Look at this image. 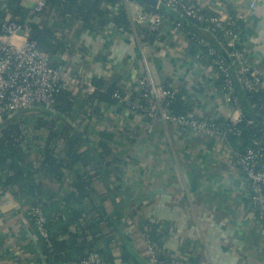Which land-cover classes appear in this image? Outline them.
Listing matches in <instances>:
<instances>
[{
    "label": "crops",
    "instance_id": "crops-1",
    "mask_svg": "<svg viewBox=\"0 0 264 264\" xmlns=\"http://www.w3.org/2000/svg\"><path fill=\"white\" fill-rule=\"evenodd\" d=\"M36 1H21L31 9L24 22L35 20L51 27L66 42L63 52L49 55L54 64L93 84L113 83L128 99L138 96L142 63L136 42L146 38L149 26L131 20L126 0L104 2L109 20L101 29L86 28L80 20L66 24L55 16L36 15L40 11L34 8ZM252 1L192 0L207 13L233 17L242 24L235 44L244 49L247 62L260 70L264 89V0L250 8ZM120 10L127 15L125 27L114 21ZM178 16L172 12L164 17L157 27L160 37L147 39L144 47L156 81L180 93L191 114L220 118L226 106L215 87L217 75L199 51H190L189 30L174 24ZM9 18L11 14L6 13L5 19ZM186 26L198 30L193 21L186 20ZM25 39L26 33L16 41ZM70 92L75 108L73 119L66 121L78 125L87 146L101 153L98 169L81 163L77 168L90 173L94 187L83 206L98 231L90 227L83 232L87 239H94L105 264H156L140 227L143 221L166 227L163 252L180 264H264V220L254 218L248 206L250 182L234 158L239 140L165 124L120 103H89L81 86L71 87ZM101 132L111 138H102ZM57 146H63L62 140ZM72 177L66 172L62 182L36 180L49 194L43 197L55 213L73 190ZM14 191L5 185L0 171V264H50L43 239ZM76 230L75 224L69 226V231Z\"/></svg>",
    "mask_w": 264,
    "mask_h": 264
},
{
    "label": "trees",
    "instance_id": "trees-1",
    "mask_svg": "<svg viewBox=\"0 0 264 264\" xmlns=\"http://www.w3.org/2000/svg\"><path fill=\"white\" fill-rule=\"evenodd\" d=\"M0 1H2V3L0 2V32L6 13H10L12 19L24 22L31 10L22 5V0ZM108 1L116 0H45V6L36 15L55 16L63 22H67L66 24L80 20L86 28L101 29L109 20V11L103 6L104 2ZM139 2L144 5L145 12L148 14L159 13L166 17L174 12L164 6L157 8L146 0H139ZM201 11L204 14H211ZM186 20L193 21L179 16L176 21L181 22L183 28L186 27L189 30L188 35L192 37L189 39L190 51L193 54L199 51L205 61L210 63L211 57L208 55L207 48L198 42V38L201 37L208 40L222 56L224 55L225 61L232 69H230V73L234 79V86L244 114L253 118L258 127H264V124L252 114V112H256L264 117L259 110V106L264 103V89L258 87L251 92L243 90L240 83L235 81L233 74L235 65L232 63V59L225 56L226 46L221 42V34L210 32L206 22L193 21L198 30L189 29L186 26ZM114 21L124 27L128 25L127 15L123 10L119 11ZM241 26L242 24L237 20L233 27L234 31L238 33ZM26 30L27 39L34 41L38 48L48 55H55L66 49L63 37L58 36L51 27L40 26L35 20H31L26 23ZM146 35L148 40L155 39L150 31H147ZM216 74L215 87L219 93H224V76L219 72ZM94 85L96 88L93 93L84 92L86 94L85 101L125 105L119 101V98L125 96V93L115 84L98 82ZM115 93L117 96L114 95ZM179 96L180 93L175 94L169 108L174 113L191 114L190 108L181 102ZM74 108L71 92L65 90L57 95L56 101L50 109L36 106L14 114L4 113L0 122V171L4 174L5 185L15 188L14 196L26 210V215L31 223L32 220L28 214L30 208L34 205L42 208L49 234V240H43L44 252L50 264H80V261L91 252L99 253L103 264H105V255L95 247L94 239H87L85 231L83 232L85 228L90 227H94V231H98L95 223L86 218V209L83 206V200L94 193V187L90 173L77 168V165L81 163L83 167L90 165L92 168L98 169L101 167V153L96 149L93 151L87 146L83 133L76 127L78 125L66 121L67 117L72 116ZM71 118L73 119V116ZM25 125L29 127H25ZM40 131H46V136L39 133ZM253 131V128L241 125L239 136L228 134L226 137L232 141L239 140V148L248 142ZM99 134L102 138H111L109 133L101 132ZM58 140H62L63 143L60 148L57 146ZM99 144L103 151H107V145L104 142ZM84 145L87 146V149L80 150ZM34 154L38 158H35ZM66 172H71L73 175L71 181L73 190L64 196L62 199L64 205L58 208L55 213V210L47 206L44 200L43 195L48 193L43 192L36 180L38 178H54L56 181L62 182ZM71 224L77 226L75 232L69 231ZM160 225L162 226L160 227ZM140 227L144 237L156 247L157 260L162 263L171 262L172 259L166 256L162 249L161 238L166 233V227L156 221H143ZM64 235L67 236L64 237Z\"/></svg>",
    "mask_w": 264,
    "mask_h": 264
},
{
    "label": "built area",
    "instance_id": "built-area-1",
    "mask_svg": "<svg viewBox=\"0 0 264 264\" xmlns=\"http://www.w3.org/2000/svg\"><path fill=\"white\" fill-rule=\"evenodd\" d=\"M155 6H162L176 12L179 17L196 22L208 23V28L213 34L220 33L221 42L226 46V56L232 59L235 65L233 71L237 75L235 81L248 92L256 90L262 82L261 72L256 66H251L246 59L244 49L236 46L235 39L238 35L234 31L237 19L222 17L218 13L204 14L192 0H154ZM258 0L249 3L252 8ZM45 6V0H37L35 10L39 11ZM148 14V13H147ZM157 19L154 23H146L151 35L159 38L158 24L165 16L159 13H150ZM176 26L183 29L181 22L176 21ZM26 22L17 19H4L0 32V122L4 113L13 114L25 109L42 106L50 109L56 101L57 95L73 86H81L86 93H93L95 85L83 75L70 69L54 64L50 56L42 51L34 41L25 39L17 43L26 32ZM156 32V33H155ZM156 36V37H155ZM195 36V35H192ZM190 35L187 40L191 39ZM198 42L207 48L211 57L209 65L215 73L224 76V93H221L225 102V111L222 117H198L193 114L174 113L170 102L176 90L169 86L159 85L144 47L146 38H137V47L142 63V72L139 74L137 84L139 93L136 99L130 100L126 96L119 98L130 110L137 111L150 118H158L165 124L186 127L192 130L204 131L210 135L219 133L222 136L231 134L239 136L241 125L253 128V134L248 142L234 151L237 167L250 182V209L254 218L264 220V127H258L253 118L247 117L241 106L240 98L234 86L229 64L224 55L213 47L208 40L199 37ZM232 70V69H231ZM217 75V74H216ZM117 96V94H114ZM264 116V103L259 106ZM32 224L39 236L49 240L46 229V217L42 208L34 205L28 212ZM149 252L156 264H180L176 261L160 262L157 260L156 247L147 240ZM80 264H103L97 252L89 253Z\"/></svg>",
    "mask_w": 264,
    "mask_h": 264
},
{
    "label": "clouds",
    "instance_id": "clouds-1",
    "mask_svg": "<svg viewBox=\"0 0 264 264\" xmlns=\"http://www.w3.org/2000/svg\"><path fill=\"white\" fill-rule=\"evenodd\" d=\"M126 8L129 14V17L134 23L143 24L149 23L152 24L156 21L155 16H150L144 11V5H142L139 0H126Z\"/></svg>",
    "mask_w": 264,
    "mask_h": 264
},
{
    "label": "water",
    "instance_id": "water-1",
    "mask_svg": "<svg viewBox=\"0 0 264 264\" xmlns=\"http://www.w3.org/2000/svg\"><path fill=\"white\" fill-rule=\"evenodd\" d=\"M146 1L151 3V4H153V5H155V1L154 0H146ZM225 56H226V54H225ZM233 74H234V77L236 79L237 75L235 74L234 71H233ZM254 108L256 109V107H254ZM252 114L264 124V117H262L261 115L256 114V112H252ZM249 195H250V193H249ZM248 206L250 207V204H248Z\"/></svg>",
    "mask_w": 264,
    "mask_h": 264
},
{
    "label": "rangeland",
    "instance_id": "rangeland-1",
    "mask_svg": "<svg viewBox=\"0 0 264 264\" xmlns=\"http://www.w3.org/2000/svg\"><path fill=\"white\" fill-rule=\"evenodd\" d=\"M19 44H20V42H19ZM12 114V113H11ZM14 114V113H13ZM25 127H29L28 125H25Z\"/></svg>",
    "mask_w": 264,
    "mask_h": 264
}]
</instances>
